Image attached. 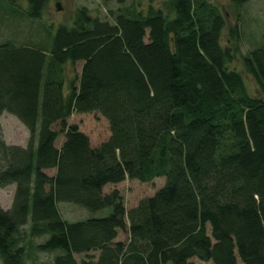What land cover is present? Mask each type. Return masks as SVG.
Returning a JSON list of instances; mask_svg holds the SVG:
<instances>
[{
  "label": "trees",
  "instance_id": "trees-1",
  "mask_svg": "<svg viewBox=\"0 0 264 264\" xmlns=\"http://www.w3.org/2000/svg\"><path fill=\"white\" fill-rule=\"evenodd\" d=\"M25 1L0 0L5 18L46 40L0 42V117L29 130L27 146L9 145L0 120V188L16 186L12 207L0 203L4 264L36 252L53 253L51 264H264V33L242 53L238 13L223 45L227 20L207 0L120 7L113 22L80 6L53 26L52 0ZM237 59L259 95L230 67ZM92 112L110 125L98 146L69 121ZM159 177L165 185L130 209L118 189L105 192ZM59 202L111 213L68 221Z\"/></svg>",
  "mask_w": 264,
  "mask_h": 264
},
{
  "label": "rangeland",
  "instance_id": "rangeland-1",
  "mask_svg": "<svg viewBox=\"0 0 264 264\" xmlns=\"http://www.w3.org/2000/svg\"><path fill=\"white\" fill-rule=\"evenodd\" d=\"M14 2L21 10L27 9V2L25 0H8ZM212 4L218 6L226 20L227 26L222 32V43L225 46H232L233 42L229 39V29L237 22V14H241L240 28L242 33V40L239 47L242 53H246L251 48H257L263 43L264 33V0H249L240 9L236 7L230 0H207ZM165 0H52L45 14V22L49 24L65 22L68 25L72 23L75 10L80 6H87V8L96 16L101 19H107L111 22L114 21L112 13H116L120 7L130 6L135 7L137 10L147 11L150 4L156 7L163 5ZM61 3V9L58 4ZM9 5V4H8ZM9 7V6H8ZM10 8V7H9ZM25 18V17H24ZM23 18V21L26 19ZM30 23V22H28ZM18 21L14 17L7 16L0 11V42L10 40L15 43L22 42H45L42 32L34 29L33 24ZM51 30V28H50ZM42 36L36 38L34 36ZM231 68L237 69L243 73L247 90L251 96L259 95V87L257 86L254 78L245 72L242 61L237 59L231 65ZM81 69V63L77 64L76 70ZM70 123L76 124L81 131L86 133L91 141L92 146H98L106 141L110 135V125L108 120L98 112L87 114H74L70 118ZM1 123L3 127V139L9 145L26 146L29 142V130L23 123L14 115L5 113L1 116ZM63 136H60L57 144L63 142ZM54 170H50L49 174L53 175ZM166 183L165 177L156 178L152 182H141L135 179H126L124 182L117 185H108L105 188L106 193H111L113 190L118 189L124 196L125 205L127 209L136 206L139 201L145 197L155 195V193L162 188ZM15 185L0 188V203L5 209L12 207ZM58 208L63 215L64 219L68 221H77L88 219L91 217H103L111 213V208L102 209L99 211H91L78 204L70 202H59ZM30 225L22 227V231L29 230ZM119 240L126 241L128 239L127 232H120ZM35 242H42L44 237H35ZM33 259L29 264H51L53 260V253L36 252ZM191 264H214L212 261H202L199 258H192ZM0 264H4L0 257ZM173 264V263H168Z\"/></svg>",
  "mask_w": 264,
  "mask_h": 264
},
{
  "label": "crops",
  "instance_id": "crops-1",
  "mask_svg": "<svg viewBox=\"0 0 264 264\" xmlns=\"http://www.w3.org/2000/svg\"><path fill=\"white\" fill-rule=\"evenodd\" d=\"M5 113H8V112H5ZM5 113H3V114H5ZM9 114H11V113H9ZM13 115V114H12ZM0 120H1V117H0ZM24 125V124H23ZM25 126V125H24ZM26 127V126H25ZM27 128V127H26ZM27 146V145H26Z\"/></svg>",
  "mask_w": 264,
  "mask_h": 264
},
{
  "label": "water",
  "instance_id": "water-1",
  "mask_svg": "<svg viewBox=\"0 0 264 264\" xmlns=\"http://www.w3.org/2000/svg\"><path fill=\"white\" fill-rule=\"evenodd\" d=\"M58 6H59V8L61 9L60 5H58Z\"/></svg>",
  "mask_w": 264,
  "mask_h": 264
}]
</instances>
